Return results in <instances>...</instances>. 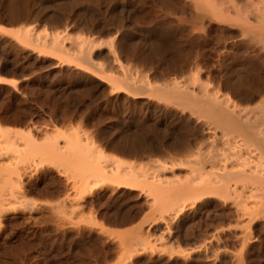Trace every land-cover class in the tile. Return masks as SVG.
<instances>
[{
  "label": "rangeland",
  "instance_id": "1",
  "mask_svg": "<svg viewBox=\"0 0 264 264\" xmlns=\"http://www.w3.org/2000/svg\"><path fill=\"white\" fill-rule=\"evenodd\" d=\"M228 60L264 66V0H0V264H264V185L198 176Z\"/></svg>",
  "mask_w": 264,
  "mask_h": 264
},
{
  "label": "bare ground",
  "instance_id": "2",
  "mask_svg": "<svg viewBox=\"0 0 264 264\" xmlns=\"http://www.w3.org/2000/svg\"><path fill=\"white\" fill-rule=\"evenodd\" d=\"M157 27H155L156 29L154 28L153 32H152L153 36L155 37L154 39H152V40L155 41L154 44L153 43L152 44H153V48L156 49L157 52H159L160 50H162L161 48L164 49V48H168V47L174 45L175 44V42H174L175 40H173L171 37H167V39L164 38L165 40L161 39V36L165 37L167 34L163 33L164 30H161V28L157 29ZM163 34H165V36ZM56 38H57V35H56ZM56 38L53 39V42L55 41V42H57L56 44H58V40ZM191 39H193V38H191ZM55 42H54V44H55ZM59 43H61V42H59ZM158 48H160L159 51H158ZM164 50L166 51V49H164ZM80 51H82V50H80ZM85 51H87V50L85 49ZM242 52H243V50H242ZM85 53H87V52H85ZM80 54H81V57L83 58V56H82L84 54L83 51L80 52ZM85 57L86 56H84V58ZM232 59H234V58H232ZM233 61L229 62V60H228V63L223 61V62H225L224 63L225 65H224V68H223L224 73L221 76V77H223L222 78L223 79L222 80V85H223V87L227 88V90L226 91L225 90L221 91L219 89V92L221 91V93H219V94H217L218 92H216V90H215V94H212L210 96L208 95V96H206L205 99L203 98L204 99V101H203V105H204L203 109H204V111L206 113H209L211 116H213V118L218 123L217 124L215 122L219 126L220 130H221V128L223 129L221 135H219L220 136L219 138H221V136H223V138H225V139L221 138L220 139V141L222 140L221 142L218 141L217 142L218 144L217 143L214 144L212 149L209 150L210 154L208 153L209 154L208 157L206 156L208 158V161H209L210 165L212 166V169H213L214 166H218V167H214V169L219 168V171H215L214 170L212 172V170H210L211 173H209L210 171H207L208 173L205 171V173H206L205 175L206 176L203 175L204 173L203 174H201V172L198 173L199 174L198 176H200V175L203 176V177L201 176L202 178L199 177L203 182L200 181V179L197 176V178L199 179V182L203 183V184L200 183V184H202L200 186L201 188L203 187L202 189H205V191H206V189L207 190H211L210 193L211 192L224 193L225 195H227L226 193L230 194V193H232V191L234 192L235 189H237V188H234V187H236L234 184H236V182L238 181V178L244 180V182H245V180L246 181H250L252 183V185L253 184H257L259 186L262 185V184L264 185V66H261L260 70L259 69H257V70L255 69L254 70L253 68H249V67L244 66V65H239L237 63H233ZM218 78H219V76H218ZM0 80H8V78L5 77V76L0 75ZM239 82L243 83L246 86V88H244L245 92L243 91L244 89L241 90L243 87L241 89L239 88V87H241ZM187 89H185L184 92H186L188 94V92H187L188 90ZM228 89H229V91H228ZM181 91L183 92V90H181ZM230 91L233 92V93H236L240 97H242L243 99H241V100H243V101H248V100L249 101H251V100L253 101L254 99L255 100L258 99L257 103H255L256 105H253V106H251L252 104L250 103L251 104L250 108L249 107L248 108L247 107H242V105H240V104H239L240 105L239 106V105H237L235 102H233L231 100V97H230L231 95L228 94V92H230ZM178 93L181 94V95H184V94L180 93L179 91H177V94ZM186 97H184V99ZM204 120H208V119L206 118ZM209 121L211 122V120H209ZM207 122L208 121H206V124H207ZM213 125H214V123H213ZM156 127H157V130H159V132L161 134L164 132L163 131L164 129L160 128V127H163V126L157 125ZM134 128L137 131V133L138 132L142 133L148 128V126L144 122H142L138 126H134ZM224 130L226 132L228 131V133H225L226 135L232 133L231 136L229 135L227 138L224 137V134H223ZM69 140H71V139H69ZM76 143H78V142H76ZM199 143H200V141H199ZM79 145H81V144H79ZM82 145H81V148H79L80 146H78V145H74V146H77V149L73 148L72 151H74V149L78 150V148H79L81 154H82L83 151L86 153L87 148L85 149V145H84V149L86 151L85 150L82 151L81 150L82 149ZM70 146H72V145H70ZM209 147L211 148V146H209ZM89 149L90 148H88V152H89ZM87 155H91V154L88 153ZM96 155H98V157H99L100 154L98 153ZM95 156H94V158H95ZM207 158H204V159H206V162H207ZM97 161H98V159H97ZM95 162H96V160H95ZM228 163L229 164L231 163L232 165L231 164L228 165ZM6 164H4V166H7ZM16 164L17 163L15 162L14 165H16ZM201 164H200V166H201ZM1 165L3 167V164H1ZM11 165L8 164V166H11ZM14 165H12V166H14ZM207 165L208 164H206V167H207ZM229 166H233V168H234V166H236L235 167L236 169H233L232 167H229ZM90 169H92V168L90 167ZM7 170L5 172H7ZM99 171H100V169H99ZM99 171H97V173ZM11 173H13V172H11ZM101 173H102V171H100V174ZM211 174L213 175V177H212ZM119 175L120 174H118L117 176H119ZM120 176L122 177V174ZM120 176H119V178H121ZM123 177H124V175H123ZM240 177H242V178H240ZM230 181H231V183H230ZM200 184H197L195 187L199 186ZM257 185L254 188H258ZM261 187H260V189H261ZM198 189H199V194H201L199 187H198ZM230 189H232V191ZM261 191H262V189H261ZM262 192H261V194H262ZM249 193H250V191H249ZM207 194H206V196H207ZM234 194L235 193H233V195ZM238 196H240V195H238ZM1 197L2 196H0V204H2V202H3L2 199H5V196H3L4 198H1ZM241 201H242V199H241ZM0 208H2V207H0ZM3 208H2V210H3Z\"/></svg>",
  "mask_w": 264,
  "mask_h": 264
},
{
  "label": "trees",
  "instance_id": "3",
  "mask_svg": "<svg viewBox=\"0 0 264 264\" xmlns=\"http://www.w3.org/2000/svg\"><path fill=\"white\" fill-rule=\"evenodd\" d=\"M62 97V96H61ZM58 99L55 97V94H51L50 96H48L46 98V102H48L49 104L51 105H56ZM68 105L66 101H63L60 103V106L59 107H56V112L59 114V115H62L65 111H67V108L66 107H69V106H66Z\"/></svg>",
  "mask_w": 264,
  "mask_h": 264
}]
</instances>
